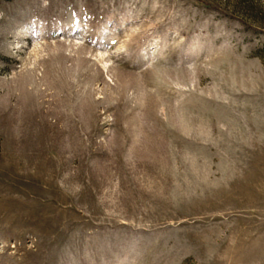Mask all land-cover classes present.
Masks as SVG:
<instances>
[{"label": "rangeland", "instance_id": "374dc122", "mask_svg": "<svg viewBox=\"0 0 264 264\" xmlns=\"http://www.w3.org/2000/svg\"><path fill=\"white\" fill-rule=\"evenodd\" d=\"M0 264H264V0H0Z\"/></svg>", "mask_w": 264, "mask_h": 264}]
</instances>
